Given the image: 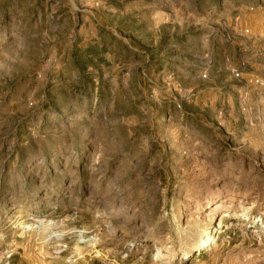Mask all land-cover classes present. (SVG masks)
Segmentation results:
<instances>
[{"label": "rangeland", "instance_id": "1", "mask_svg": "<svg viewBox=\"0 0 264 264\" xmlns=\"http://www.w3.org/2000/svg\"><path fill=\"white\" fill-rule=\"evenodd\" d=\"M0 264H264V0H0Z\"/></svg>", "mask_w": 264, "mask_h": 264}, {"label": "built area", "instance_id": "2", "mask_svg": "<svg viewBox=\"0 0 264 264\" xmlns=\"http://www.w3.org/2000/svg\"><path fill=\"white\" fill-rule=\"evenodd\" d=\"M248 32V30L246 31ZM232 74L236 79H242L243 73L240 70L237 69H232ZM257 84H263V82H261L259 79H256L255 81Z\"/></svg>", "mask_w": 264, "mask_h": 264}]
</instances>
